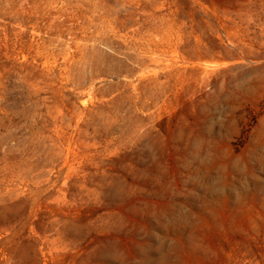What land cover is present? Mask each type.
<instances>
[{
	"label": "rangeland",
	"instance_id": "obj_1",
	"mask_svg": "<svg viewBox=\"0 0 264 264\" xmlns=\"http://www.w3.org/2000/svg\"><path fill=\"white\" fill-rule=\"evenodd\" d=\"M0 264H264V0H0Z\"/></svg>",
	"mask_w": 264,
	"mask_h": 264
}]
</instances>
